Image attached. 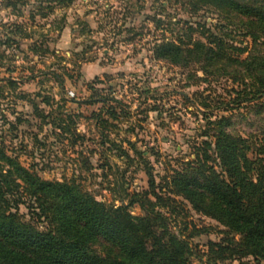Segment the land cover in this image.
Returning a JSON list of instances; mask_svg holds the SVG:
<instances>
[{
    "label": "rangeland",
    "instance_id": "rangeland-1",
    "mask_svg": "<svg viewBox=\"0 0 264 264\" xmlns=\"http://www.w3.org/2000/svg\"><path fill=\"white\" fill-rule=\"evenodd\" d=\"M189 27L196 39L206 41L202 33L210 32L223 37L227 50L246 61L217 62L205 74L193 56L178 63L156 57V40H187ZM263 83L264 34L213 5L0 0V149L43 179H66L115 206L128 204L135 189L151 190L148 171L165 193V178L220 131L245 138L249 156L264 158V94L252 98ZM176 199L174 209L162 211L170 229L190 242L193 262L264 264L230 254L229 240L240 235ZM17 210L31 218L29 202ZM130 210L144 213L139 204ZM213 243L231 246L225 258ZM90 249L114 257L119 251L103 239Z\"/></svg>",
    "mask_w": 264,
    "mask_h": 264
},
{
    "label": "trees",
    "instance_id": "trees-1",
    "mask_svg": "<svg viewBox=\"0 0 264 264\" xmlns=\"http://www.w3.org/2000/svg\"><path fill=\"white\" fill-rule=\"evenodd\" d=\"M199 2L245 17L264 34V4L190 0L193 6ZM193 30L189 27L187 35ZM253 32L249 34L257 39ZM202 34L206 41L192 34L187 40L179 35L160 38L151 49L157 58L173 63L193 56L204 63L205 74L217 62L239 65L246 61L227 50L223 37ZM261 94L264 83L252 98ZM213 144L214 156L209 152ZM200 150H204L202 156ZM249 150L245 138L220 131L213 143L206 140L197 147L196 159L165 178L168 193L156 190L148 171L151 190L135 189L128 204L115 206L74 182L43 179L0 149V264H201L191 260L190 242L170 229L169 217L162 211L179 204L176 196L240 235L238 240H229L233 246L230 254L264 259V158L250 157ZM26 202L31 210L29 219L17 210ZM132 204H139L144 213L134 216ZM41 223L45 227L41 228ZM97 239L116 245L117 257L91 251L90 245ZM229 246L213 243L211 249L221 247L220 257L225 258Z\"/></svg>",
    "mask_w": 264,
    "mask_h": 264
}]
</instances>
